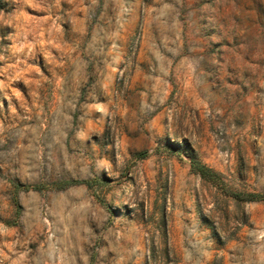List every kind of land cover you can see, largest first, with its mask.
Masks as SVG:
<instances>
[{
	"label": "rangeland",
	"instance_id": "1",
	"mask_svg": "<svg viewBox=\"0 0 264 264\" xmlns=\"http://www.w3.org/2000/svg\"><path fill=\"white\" fill-rule=\"evenodd\" d=\"M0 264H264V0H0Z\"/></svg>",
	"mask_w": 264,
	"mask_h": 264
},
{
	"label": "trees",
	"instance_id": "2",
	"mask_svg": "<svg viewBox=\"0 0 264 264\" xmlns=\"http://www.w3.org/2000/svg\"><path fill=\"white\" fill-rule=\"evenodd\" d=\"M191 167L196 173L200 174L201 177H205V178L212 177L213 178V177H216L219 175L218 172L212 170L207 165H205L199 161H196V160H191ZM230 195L234 199L243 200L245 202H250V201H255V200L260 199V195L254 194V193L231 192Z\"/></svg>",
	"mask_w": 264,
	"mask_h": 264
}]
</instances>
